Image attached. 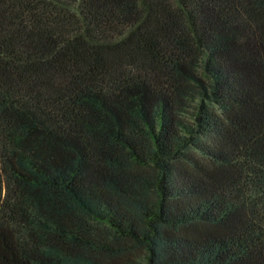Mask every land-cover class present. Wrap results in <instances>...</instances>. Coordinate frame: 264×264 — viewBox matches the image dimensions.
Segmentation results:
<instances>
[{"label":"trees","instance_id":"trees-1","mask_svg":"<svg viewBox=\"0 0 264 264\" xmlns=\"http://www.w3.org/2000/svg\"><path fill=\"white\" fill-rule=\"evenodd\" d=\"M0 264H264V0H0Z\"/></svg>","mask_w":264,"mask_h":264}]
</instances>
